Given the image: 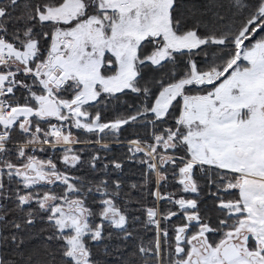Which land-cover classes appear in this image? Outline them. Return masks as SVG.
Masks as SVG:
<instances>
[{"label":"snow or ice","instance_id":"obj_1","mask_svg":"<svg viewBox=\"0 0 264 264\" xmlns=\"http://www.w3.org/2000/svg\"><path fill=\"white\" fill-rule=\"evenodd\" d=\"M0 264H264V0H0Z\"/></svg>","mask_w":264,"mask_h":264},{"label":"trees","instance_id":"obj_2","mask_svg":"<svg viewBox=\"0 0 264 264\" xmlns=\"http://www.w3.org/2000/svg\"><path fill=\"white\" fill-rule=\"evenodd\" d=\"M133 179H135V177H133Z\"/></svg>","mask_w":264,"mask_h":264}]
</instances>
